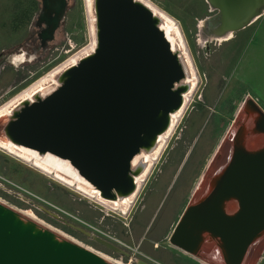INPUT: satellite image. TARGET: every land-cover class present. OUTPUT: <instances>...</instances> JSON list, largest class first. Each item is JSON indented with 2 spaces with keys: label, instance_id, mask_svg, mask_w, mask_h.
<instances>
[{
  "label": "water",
  "instance_id": "water-1",
  "mask_svg": "<svg viewBox=\"0 0 264 264\" xmlns=\"http://www.w3.org/2000/svg\"><path fill=\"white\" fill-rule=\"evenodd\" d=\"M51 1L44 0L45 9L53 7ZM91 1L92 49L1 116L0 139L67 161L102 200L123 204L137 192L147 156L192 89L193 62L178 41L167 38L164 19L142 1ZM206 1L220 11L215 39L240 30L264 8V0ZM248 102L253 108L242 112L245 117L229 133L226 163L168 236L171 245L211 264H243L264 232V146L246 147L248 139L264 137V111ZM230 199L237 206L231 213L225 210ZM212 239L220 253H201V244ZM93 240L117 250L101 237ZM0 264L113 263L0 202Z\"/></svg>",
  "mask_w": 264,
  "mask_h": 264
},
{
  "label": "rangeland",
  "instance_id": "rangeland-1",
  "mask_svg": "<svg viewBox=\"0 0 264 264\" xmlns=\"http://www.w3.org/2000/svg\"><path fill=\"white\" fill-rule=\"evenodd\" d=\"M151 1L165 11L180 29L199 78L196 94L192 96L198 97L205 82L204 77L208 74L217 78L219 86L215 89L212 99L218 97L217 99L225 102L224 109H228V112L222 108L218 109L220 114L214 115L213 124L215 122L218 124L217 129L215 130V125L212 126L210 123L209 132L206 133L207 130H204L205 139L199 140L197 148L193 145L190 147L192 138L197 136L195 130H201L205 121L202 119L201 123H197V128L186 136L185 131L182 135L185 118L181 122L180 115L172 135L165 142L137 198L125 215L104 207L106 205L79 190L75 185L62 183L56 179L53 172L47 173L34 166L30 158L25 160L16 153L7 152L1 146L0 200L14 209L34 214L33 216L44 225L124 264H137L135 259L150 264H211L210 261L183 250L181 253L185 254H180V250L169 243L166 234L176 221V213L184 206V195L190 177L193 180L204 166L206 158L211 159L222 140L225 138L224 141L228 140L229 125L235 116L237 117L241 103L248 97L244 85L235 84L232 77L236 50L233 48L229 52L231 47H227L232 34L224 39L223 37L215 39L205 30L206 0ZM32 2L0 0V107L52 69L70 61L68 59L72 54L83 51L91 41L85 0H68L64 21L55 40L57 47L37 54L31 52L27 57L25 55L26 59L23 62L11 63L10 58L25 51L22 44L24 45L29 35L28 24L32 12L28 10L26 15L23 14V7ZM59 42H63L65 47H61ZM222 76L225 79L222 80ZM232 100H236L237 103L232 104ZM242 112L238 115L239 121L245 117ZM4 120L5 117L1 118L0 122ZM181 137L185 139L182 145ZM255 139L257 141L255 144L251 143L254 140L248 139L246 143L248 149L264 146L263 136H257ZM190 148L193 149L192 152ZM185 150L189 152L184 157L182 154ZM182 156L184 159L181 162ZM58 165H61L60 169L63 167L61 163ZM203 194L204 192L200 191L196 200ZM236 208L234 199L225 202L227 212L231 213ZM93 236L113 243L117 250L95 242ZM202 236L203 239L206 237L205 234ZM218 243L216 239H212L207 246L219 254ZM200 249L201 253L206 252L204 248ZM249 251L250 256L246 257L243 264H264V232L253 245L251 244Z\"/></svg>",
  "mask_w": 264,
  "mask_h": 264
},
{
  "label": "flooded vegetation",
  "instance_id": "flooded-vegetation-1",
  "mask_svg": "<svg viewBox=\"0 0 264 264\" xmlns=\"http://www.w3.org/2000/svg\"><path fill=\"white\" fill-rule=\"evenodd\" d=\"M32 1L33 2L30 5H28V6L25 5L23 7V14L26 15L28 10L32 12V13H30L31 17H30V22L28 24L29 25V27H28L29 35H28L24 45L22 44V47H24L25 51H24V53L16 54L12 58H10V62L13 64H16L17 62H23L26 59V57L29 55V53H31V52H32V54H37L38 52H41V51H44V52L48 51L49 49H51V47H54V48L57 47V46H55V40H56V36L59 34L58 31L60 30V26L64 21V16H65V13L67 11V7H68V3H69L68 0H60V2H62V4H60V6L58 3L59 0H52L51 6H53V7H50V9H45L44 0H32ZM63 3H64V6H63ZM206 5H207V9H206L207 15L204 17L206 20L205 21L206 22L205 30L207 31L208 34L212 35V30L215 27L214 22H216V19L218 17H220V11L217 8L211 7L207 1H206ZM61 7L63 8V11H64L62 19L59 18L60 9H62ZM59 43H60L61 47H65L63 42H59ZM25 55H26V57H25ZM194 67H195V65H194ZM195 69H196V67H195ZM197 79H198L197 82H199L198 77H197ZM221 79L223 80V79H225V77L222 76ZM204 80H205V82L203 83V87H202L201 92L198 95V97L197 98L193 97L196 94V92H195V89L197 87V84H196V87H195L193 93L190 95L191 100L189 97L190 102L188 100L187 104L188 103L189 104L187 105V107H185V109H186V110H184L185 112L183 111L181 114V116H182L181 122L185 118L184 119L185 124L183 125L184 130L182 132V135L186 133V136H188L197 128V126H198L197 123L198 124L201 123L202 119H204V121H205V124L202 126V128L200 127L201 130L200 129L195 130L197 136L192 138L193 139L191 141L192 144H189V145H191L190 147H192V145L196 147L199 140L202 141L205 139L204 137L206 136V133L209 132L210 123L212 124V126L215 125V127H214L215 130L217 129L218 124L216 122L213 124V122L215 119L214 115L220 114L218 109L222 108L223 110H226L228 112V109H224L225 102L217 99L218 97H216L215 99H212V97L215 93V89H217L219 86L217 84V81H216L217 78H215L211 74H208L206 77H204ZM248 99L249 98H246L241 103L240 108L237 112L238 113L237 117L235 116V119L232 120L231 124L229 125V130H231L233 128V126L238 123V121H239L238 115L240 114V112H242V111L247 112L249 109H251L252 106L248 102ZM192 102H193V104H191ZM236 103H237L236 100H234V101L232 100V104L235 105ZM204 130L205 131L207 130L205 134H204ZM184 131H185V133H184ZM201 131H202V133H201ZM229 132H231V131H228V133ZM228 133H227V135H228ZM202 134H204V135H202ZM171 135H172V133H171ZM227 138H228V140H226V141H224L226 138L224 140H222V143L218 146L217 150H215V153H213V156L211 157V159L208 160V157L206 158L204 166L199 171L200 174L203 173L201 181H200V185L197 188V190L194 192L195 195L193 196V198H191V200L189 201V203L186 207H190V206L197 204L199 199L204 195L203 194L199 199L196 200V197L198 196V194H200V191L201 192L203 191L205 193L206 186H207L209 180L213 177V174L215 172H217L218 169L223 164L226 163V161L228 159V153H229V146H228L229 135ZM184 141H185L184 137H181V145L183 144ZM251 143L254 144L255 141H253ZM190 149L192 152L193 149L192 148H190ZM188 152H189V150H185V152H183L182 155H184V157H185V155ZM184 157L182 156L181 162L183 161ZM143 185H144V183H143ZM186 207H185V209H186ZM185 209H183L182 212L179 214L178 218L176 219L175 223L172 226L171 232L173 231V228L175 227V225L177 223L181 222V215L183 214V211ZM150 220H151V218H150ZM168 236H167V238H168ZM176 248L178 250H180V254H185L184 252L181 253V248H178V247H176ZM186 253H189V252H186ZM189 254H191V253H189ZM249 255H250V253H249ZM137 260H139V259H135L136 263H137Z\"/></svg>",
  "mask_w": 264,
  "mask_h": 264
},
{
  "label": "bare ground",
  "instance_id": "bare-ground-1",
  "mask_svg": "<svg viewBox=\"0 0 264 264\" xmlns=\"http://www.w3.org/2000/svg\"><path fill=\"white\" fill-rule=\"evenodd\" d=\"M143 3H145V5H147L150 9H152L154 11V13L160 15L163 19H164V24H163V28L165 29V34L167 36V38L171 41V42H175L178 41L179 45L181 47V49L183 50L184 54L188 57H190L187 49H186V45L185 42L182 38L180 29L177 27V25L175 24V22L171 19V17L162 9H160L158 6H156L151 0H140ZM85 4V12H86V16H87V20H88V24H89V32H90V38L91 41L87 44V46L83 49V51H89L90 49H92L93 44H94V17L92 14V1L91 0H85L84 2ZM232 34V33H229ZM228 34V35H229ZM225 37V36H224ZM224 37L222 39H224ZM80 52L75 53L74 55L72 54L71 58L68 60H72V62L76 61V58L73 59L74 57H76V55H78ZM191 59V58H190ZM69 61L67 62H62L63 64H60L59 66H57L56 68L52 69L50 72H48L46 75L42 76L41 78H39L35 83H33L32 85H30L27 89H25L24 91L18 93L15 97H13L11 100H9L6 104L3 103V105L0 107V117L3 115H6L9 110L12 108V106H14L18 101H20L21 99H24L28 96H30L32 93H34L35 91L38 90H45L50 84L51 82L55 79L56 74L63 68L65 67ZM193 65V64H192ZM193 74L194 77L192 78V89L190 90L189 93H187L185 95V103L183 105L182 108H180V110L173 115V120H172V124L170 129L168 130V132H166L163 136L160 137V144L158 146V148L156 149V151L154 153H152L151 155L147 156L149 165L146 169V172L138 179V190L137 192L132 196V197H128L127 199L124 200V203L119 204L118 201L116 202H108V201H104L102 200L99 196H98V192L95 191L92 187H90L77 173L76 171L68 164L67 161L56 158L55 156L52 155H45V156H39L37 155V153L31 149H26V148H17L16 146H14L11 142H7L4 139H0V146L5 148V150L7 152H10L12 154L16 153L19 155V157L24 158L25 160L30 158L31 160H33L34 162V166H36L37 168H41L43 170H45L44 172L47 171V173H54L55 177H57L56 179L60 180L62 183L66 184V185H75L79 190L83 191L84 193H86L87 195L91 196V197H95L96 200H98L99 202H101V204H104L106 206V208L110 209V210H115V211H119L120 213H122L123 215L127 214V211L130 209L132 203L134 202L135 198L137 197V194L141 188V185L144 183V180L147 178L153 164L155 163L156 159L159 157L165 142L167 141V139L170 137L177 121H178V117L182 114V112L184 111L187 102L189 100L190 95L193 93L196 84H197V75H196V71L193 65ZM255 141V140H254ZM253 142V141H252ZM255 143H257L255 141ZM254 143V144H255ZM58 163L62 164V168L60 169L58 165ZM68 183V184H67ZM72 185V186H73ZM76 188V189H77ZM1 203L7 205L6 203H4L3 201L0 200ZM9 206V205H8ZM11 207V206H10ZM13 208V207H12ZM14 209V208H13ZM18 212H20L21 214L31 218L32 220L38 222L39 224L46 226V224L44 225L42 223V221H40L39 219H37L35 216H33L32 214H30L29 212H23L20 211V209H15ZM50 228V227H48ZM53 230V228H50ZM55 231V230H53ZM58 231V230H57ZM55 231V233H57L58 235L69 239L71 241H74L76 243H78L79 245L93 251L94 253H96L97 255L101 256L102 258H104L105 260L109 261L110 263L113 264H124L123 262H121L120 260H117L115 258H112L111 256L97 251L93 248H91L88 245L83 244L82 242L74 239V238H69L68 236H65L63 234H61V232H57ZM216 252L215 250L212 251ZM138 262V260H137ZM245 262V261H244Z\"/></svg>",
  "mask_w": 264,
  "mask_h": 264
},
{
  "label": "crops",
  "instance_id": "crops-1",
  "mask_svg": "<svg viewBox=\"0 0 264 264\" xmlns=\"http://www.w3.org/2000/svg\"><path fill=\"white\" fill-rule=\"evenodd\" d=\"M236 32H238L237 35L234 34ZM228 41H230V44L227 47H231L229 52H231L233 48L236 50V54H234L233 57L232 67V77H234L235 80L234 83L244 85L246 96L251 98L263 110L264 8L249 24L238 31H234ZM202 174L203 173H199L193 180L190 177L191 181L189 179L188 188L184 195V206L176 213L175 217L178 218L179 214L185 209L191 198L195 195L194 192L200 185ZM173 224L171 225L170 230H168L166 234L167 236L171 233ZM204 243L205 244H201L200 248H204L206 252L212 251L210 247L207 246L210 242L208 243L204 241ZM249 253L250 251L248 252V257L250 256Z\"/></svg>",
  "mask_w": 264,
  "mask_h": 264
}]
</instances>
